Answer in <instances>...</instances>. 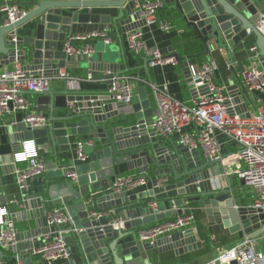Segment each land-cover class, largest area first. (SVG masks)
<instances>
[{"label": "water", "instance_id": "obj_1", "mask_svg": "<svg viewBox=\"0 0 264 264\" xmlns=\"http://www.w3.org/2000/svg\"><path fill=\"white\" fill-rule=\"evenodd\" d=\"M6 1L11 0H0V6ZM164 3L177 9L189 28L188 33L203 47L191 55L180 56L177 52L171 55L183 63L194 96L198 95L196 85L201 94L208 93V87L200 80L194 82L191 59L208 56L215 47L225 50L232 62L233 54L245 50L246 41L252 38L258 49V62L264 67V34L256 28L260 12L264 11L262 0H164ZM20 5L27 10L21 18L10 24L0 19V60L3 65L18 60L34 75L56 77L60 68L72 70L75 66L87 67L106 79L111 73L120 74L124 65L116 61V52L110 44L90 56L71 59L63 49L64 42L77 33L104 31L108 25L114 27L118 37L145 26V21L134 14L132 0H23ZM103 7L117 8L118 15L94 12L95 8ZM148 62L146 59L147 69ZM53 66L49 73L47 69ZM106 71L110 73L104 75ZM63 82L61 89L32 92L37 101L34 110L47 116V126L30 129L20 122L8 128L14 140L34 143L47 163V170L39 177L43 181L41 190L36 192L31 182L20 203L23 209L12 213L14 223L35 220V227L17 232L15 243L8 247L16 253L14 261L33 264L35 255L29 252L54 237L56 226H47L45 220L55 205L64 207L72 217V231L63 236L72 254L79 253L78 258L65 264H153L149 256L152 250H174L180 254L201 248L202 242L192 228L153 243L138 238L139 228L176 213L166 210L165 198L181 206L189 198L198 197L190 203H198L205 209L214 232L242 231L246 239L264 234V209L239 205L233 191L214 187L222 171L219 160H208L200 149L182 142L170 148L155 139L159 136L148 126L154 109L146 85L139 87V101L127 104L111 101L106 91H83ZM238 87V84L231 86L230 93L235 95ZM241 87L251 100L246 87L243 84ZM78 140L84 141L82 153L87 156L86 161L76 159ZM124 163L129 171L139 169L148 174L151 187L131 194L112 191L110 178L116 174L115 167ZM68 168L76 170L77 181L65 175ZM150 197L157 202L156 208L152 206L154 201L146 200ZM139 198L145 200L133 207L136 204L131 202ZM90 200L97 209L112 211L118 220H124V228L115 229L108 223L110 219L106 223L91 221ZM110 238L113 240L107 243ZM0 259H4L1 246ZM202 263L196 258L178 264ZM230 264L238 261L234 259Z\"/></svg>", "mask_w": 264, "mask_h": 264}, {"label": "built area", "instance_id": "obj_2", "mask_svg": "<svg viewBox=\"0 0 264 264\" xmlns=\"http://www.w3.org/2000/svg\"><path fill=\"white\" fill-rule=\"evenodd\" d=\"M132 1L134 14L138 15L139 20H144L145 25L159 24L167 33L172 30L173 26L170 23L158 20V13L164 6V0ZM0 11L3 13L4 22L10 24L25 15L27 10L20 4L6 2L0 6ZM256 28L264 34V11L260 12ZM98 38H102L107 44L112 41L107 31L77 33L64 42L63 49L71 59L90 56L94 53L92 40ZM127 41L133 53L141 54L146 48L142 27L129 31ZM251 52L249 63L244 65L241 74L244 85L251 96L253 109H248L243 102L242 95L238 94L237 90V93L232 95L229 91L230 87L217 80L219 67L214 59L200 60L190 65V73L195 83L200 80L208 87V93L201 94L199 86L196 85L195 90L198 95L192 103L188 104L173 97L166 85L163 87L152 85L157 109L148 126L159 137L179 134V142L190 148L200 149L208 160H219L222 171L217 178L233 174L244 180L243 185L246 186L248 192L254 191L256 194L253 201L245 205L264 209V67L259 65L256 44L251 47ZM173 58L172 56L166 57L155 49L150 55L149 65L154 67L172 62ZM12 64L11 68L7 67L8 65L0 67V128H9L16 124L9 118L17 110L26 112L22 122L28 128L38 129L47 126V116L33 109L28 94L48 93L52 89L51 83L55 76L31 74L18 60ZM66 68H60L56 78L70 81ZM93 77L94 74L90 71L88 78ZM106 80L108 82L106 94L111 101L133 103L135 87L131 76L111 73ZM189 126L194 127L195 130H187ZM29 143L32 142L19 141V149L15 153V160L27 162L26 167L16 170L17 182L23 195L30 188L31 182L47 170L46 161L41 157L34 143H32L33 150L28 149ZM83 143L82 140L75 142L78 161L87 159V156L82 153ZM65 175L75 181L79 179L74 168L66 169ZM149 183L148 174H126L118 176L110 188L117 193L131 194L149 187ZM232 188L229 185L228 188L222 189L234 193ZM93 204L91 200L88 201L91 221L102 220L109 214L97 209ZM152 206L156 208L157 202L154 201ZM170 210L176 211L172 219L140 229L138 238L142 242L153 243L161 237L171 236L191 227L196 221L194 207L189 201L184 205L176 206L175 201L171 200ZM0 215V246L8 249L15 240L16 232L7 217L6 209H0ZM45 221L47 226H56L55 235L51 240H45L36 245L29 254L42 258L47 263L70 260L72 258L71 247L63 236L65 232L72 231L70 228L72 217L69 212L62 206L53 207L48 211ZM108 223L115 229H121L124 228L125 221L110 219ZM263 245L264 234L254 239L244 238L220 255L202 264H230L234 259L238 261V264H264ZM17 262V264H24L21 260Z\"/></svg>", "mask_w": 264, "mask_h": 264}, {"label": "crops", "instance_id": "obj_3", "mask_svg": "<svg viewBox=\"0 0 264 264\" xmlns=\"http://www.w3.org/2000/svg\"><path fill=\"white\" fill-rule=\"evenodd\" d=\"M22 1L23 0H11L6 2L20 4ZM94 12L99 14H108L111 16H116L118 15L119 11L117 8L103 7V8H95ZM0 19H3V13L1 11H0ZM158 20L159 21L162 20L170 23L173 26V28L170 32L167 33L161 28L159 24L143 26L142 29L144 31V40H145L146 48L141 52V54H135L130 50L127 41V34H122L121 37H118L116 33L113 31L114 27L112 25H108V28L104 30L109 32L110 35H113L111 36L112 41L108 44H110L111 48L116 52V61L124 65L123 69H119L120 74L129 75L133 79V83L135 87V97L133 102H137L140 99L139 87L146 85L148 88L149 99L151 101V105L154 111H156L157 109V104L154 97L152 85L157 87H163L166 85L168 88V92L173 97L183 100L188 104L192 103L193 99L196 96H194L191 88L187 83V78L183 71L184 65L181 61L178 62L175 58H173L172 62L159 64L154 67L150 66L148 62V69L145 67V61L146 59L150 58L152 51L158 49L164 56L167 57L173 55L175 52H177L180 56H185L187 52L186 51L187 47L188 48L192 47L199 51L203 50L200 41L196 40L193 34L188 33L189 28L185 26L179 12L172 5L164 3L163 8L158 13ZM92 41L94 44L95 52L98 50L99 51L102 50L103 46L107 44L104 42L102 38H98ZM245 44H246L245 50H241L233 54L232 62L228 60V56L225 50L218 49L216 47L213 49V51H211L210 55L202 56L200 59L192 58L191 60L193 63H197L200 60L214 59L219 67L217 72V80L223 84H226L228 87L238 84L239 87L237 89V92L238 94L242 95L243 102L248 107V109L251 110L253 109L252 102L243 93L241 87L242 84L244 85L241 72L244 65L246 63H249L248 60L252 55L251 47L255 44L254 39L250 38L249 40L246 41ZM12 65L13 64L11 63L7 67L11 68ZM1 66H5V65H3L0 60V67ZM52 69H54V66L52 68H48L47 71L51 73ZM66 69L70 75V79H69L70 81L67 82L71 84V86L75 89H79L83 91H106L108 87V82L105 77H102L101 73H95L94 74L95 78L93 77L92 79H90L88 78V73L90 71L92 72V70L88 69L87 67L75 66L73 67L72 70L70 69V67ZM108 74L109 72L107 71L104 73V75H108ZM35 75H38V73H35ZM51 76L53 77V75ZM54 78L55 79L52 80L51 87L54 89H61L62 83H64L63 80L58 79L56 77ZM28 96L33 104V109H34V106H36L37 104L36 95L29 93ZM25 115H26L25 111L17 110L12 116H10L9 120L11 122H15L16 124H18L22 122ZM186 129L189 131L195 130V128L192 126H189ZM155 139H157L159 143L161 142L162 144L168 145L170 148L173 146V144L178 143L180 141L179 134H175V133L170 134L168 136L156 137ZM18 142H19L18 140L13 139L8 128L5 127L0 128V209H6V211L8 212L7 217L10 220L13 229L15 230L16 233L22 230H26L30 227H35L34 219L14 223L11 217L12 213L23 209L20 206V203H22V200L25 197L17 182L16 170L17 168L26 167L27 162L17 161L15 160V158L13 160V156L15 157V153L19 149ZM27 146L29 150H33L34 148L32 143H29ZM227 151L229 152L228 149ZM115 169H116V174L110 178V186L118 176H122L126 174L138 175L143 173L139 169L129 171L127 169L126 163L118 165V167H115ZM235 178L238 177L233 174L228 177L219 176V178H217L215 181L214 187L218 189L228 188L229 185L233 187V182L235 181ZM42 184L43 181L40 180L39 177H37L33 181V188L35 189L36 192H39L41 190ZM150 187H151V183H149V187H146L145 189H148ZM1 198H5V199L1 200ZM153 198L154 197L146 198V200L154 201ZM195 198H189L188 200L189 203L192 202V200ZM236 198H237V203L239 205H245L249 203V199H243L240 196H236ZM143 200L145 199L139 198L137 202H133V203L131 202V204H136L132 206L138 207L139 202ZM190 204L191 206H193L192 204H195L197 206L196 209H198L200 213L198 217H196L195 223L191 227H188L186 229L192 228L194 230L197 239L202 242V247L194 250H189L187 252H183L180 254H177L174 250H166L163 252H159L157 249L152 250L149 253V256L153 264H156L157 260L163 259L164 256L169 253H173L175 256L180 257V255L185 256L190 252H194L204 248L206 243L201 236L203 232L201 231L199 226L203 227L205 234L209 236L208 243L210 242L209 244L210 249L208 250V252L199 258L200 262L203 263L215 258L217 255L223 253L226 249L231 248L232 246L237 244L238 241L244 239V234L242 231L233 234L228 229H223L214 232L212 225L208 220V216L205 212V209L198 203H190ZM57 206H61V205H55L54 207ZM93 206L95 207L94 204ZM170 209H171V200H166V210H170ZM104 211L108 212L109 214L106 215L104 218H102V222L106 223L109 219L118 218V216L115 215L112 211H108V210H104ZM174 216L175 214L173 216H166L163 219L158 220L156 223L148 224L145 225L144 227L139 228V230L150 227L160 222L167 221L169 219H172ZM112 240L113 238L107 239V243H110ZM13 243H15V240ZM15 257H16L15 252L9 249H4V259L3 260L0 259V262L2 264H17L18 262L14 261ZM78 257H79V253L78 255L72 254V258L70 260L57 261L47 264H65L69 261H73V259ZM33 264H44V263L39 262L38 257H34Z\"/></svg>", "mask_w": 264, "mask_h": 264}, {"label": "trees", "instance_id": "obj_4", "mask_svg": "<svg viewBox=\"0 0 264 264\" xmlns=\"http://www.w3.org/2000/svg\"><path fill=\"white\" fill-rule=\"evenodd\" d=\"M111 36H113V35H111ZM186 51H187L186 55H191V54L199 52V50L192 48V47H189V48L187 47ZM165 199L169 200L168 198H165ZM192 205L194 207L195 216L198 217L200 211L198 209H196L197 206L195 204H192ZM199 227H200L201 231L203 232L201 234V236L205 240V243H206L204 248L197 250V251H194V252H190V253L186 254L185 256L180 255V257L175 256L173 253H169V254L165 255L163 259L157 260L156 264H178L179 262H189V261H194L196 258H200L203 255H205L208 252V250L210 249L209 248L210 242L208 243L209 236H207V234H205L203 227H201V226H199Z\"/></svg>", "mask_w": 264, "mask_h": 264}, {"label": "rangeland", "instance_id": "obj_5", "mask_svg": "<svg viewBox=\"0 0 264 264\" xmlns=\"http://www.w3.org/2000/svg\"><path fill=\"white\" fill-rule=\"evenodd\" d=\"M232 189H234V193L237 196H240L241 198L243 197L244 199H249V202L253 201V199L256 197V194L254 191L248 192V189H246V186L241 183L240 178H235Z\"/></svg>", "mask_w": 264, "mask_h": 264}]
</instances>
